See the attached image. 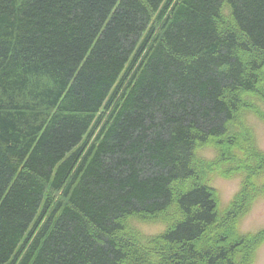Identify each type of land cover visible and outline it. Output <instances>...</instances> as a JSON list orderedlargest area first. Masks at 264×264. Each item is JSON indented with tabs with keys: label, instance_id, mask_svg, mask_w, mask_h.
<instances>
[{
	"label": "trees",
	"instance_id": "1",
	"mask_svg": "<svg viewBox=\"0 0 264 264\" xmlns=\"http://www.w3.org/2000/svg\"><path fill=\"white\" fill-rule=\"evenodd\" d=\"M263 106L264 0H0V264H253Z\"/></svg>",
	"mask_w": 264,
	"mask_h": 264
},
{
	"label": "rangeland",
	"instance_id": "2",
	"mask_svg": "<svg viewBox=\"0 0 264 264\" xmlns=\"http://www.w3.org/2000/svg\"><path fill=\"white\" fill-rule=\"evenodd\" d=\"M264 109V106H263ZM249 125L252 126L258 147L264 151V123L256 118L248 119ZM200 155L211 159L214 156L212 149L203 150ZM240 178L224 179L214 176L211 179V186L217 190L220 198V206L223 209L232 200L234 195L239 191ZM135 227L144 235H157L164 231L165 225L160 223H133ZM240 231L243 234L256 233L264 229V198L255 201L250 212L240 223ZM253 264H264V243L257 249L256 258Z\"/></svg>",
	"mask_w": 264,
	"mask_h": 264
}]
</instances>
